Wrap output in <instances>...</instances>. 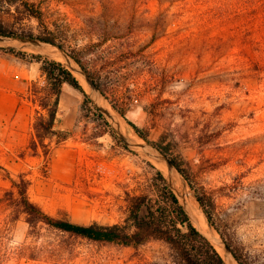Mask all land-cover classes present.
<instances>
[{"label": "rangeland", "instance_id": "obj_1", "mask_svg": "<svg viewBox=\"0 0 264 264\" xmlns=\"http://www.w3.org/2000/svg\"><path fill=\"white\" fill-rule=\"evenodd\" d=\"M39 1L53 27L56 23L62 30L70 29L72 42L75 37L80 43L89 40L76 28L86 26L88 17L100 15L106 6L129 25L137 45L150 44L147 62L133 68H149L147 74L159 78L156 89L111 98L126 108L129 120L149 130L151 140L163 137L172 143L173 153L189 163L196 181L214 198L215 218L263 263L264 0ZM0 46L42 53L72 68L112 126L105 129L93 113L81 110L82 96L65 85L57 127L68 137L52 142L49 155L33 154L29 142L36 106L27 98V88L32 80L42 79L41 63L18 52L0 51V264L162 261L169 252L162 242L135 249L69 237L43 225L33 233L24 214L13 217L5 192L11 188L9 178L19 179L20 174L30 180V198L49 213L81 223H114L125 217V189L144 180L146 161L162 172L161 162L174 166L137 134L57 46L3 36ZM46 46L58 55L43 51ZM182 180L195 199L183 176ZM180 186L175 190L184 192Z\"/></svg>", "mask_w": 264, "mask_h": 264}, {"label": "trees", "instance_id": "obj_2", "mask_svg": "<svg viewBox=\"0 0 264 264\" xmlns=\"http://www.w3.org/2000/svg\"><path fill=\"white\" fill-rule=\"evenodd\" d=\"M53 25L54 27L48 22L39 0H0V36L38 40L57 46L69 55L99 92L110 100L113 108L135 128L137 134L161 152L184 177L235 260L239 264H264L246 249L227 224L215 218L214 198L196 181L189 163L173 153L172 143L166 142L163 137L160 141L151 140L149 130L129 120L126 108L111 98L110 95L131 97L134 93L145 94L156 89L155 82L159 78L154 73L147 74L149 68H133L135 64L147 62L146 48L150 44L137 45L129 25H125L106 6L100 15L89 16L86 26L76 28L77 34L88 37L89 40L85 43H80L78 37L72 42L70 29L62 30L58 24ZM92 36L96 38L93 40ZM0 51L18 52L25 59L30 57V61L41 63L42 79L32 80L27 88V98L36 106L34 133L29 142L33 154L49 155L52 142L59 143L68 137L67 132L57 127L65 85L73 87L82 96L81 110L93 113L97 123L102 121L101 125L105 129H112L102 109L62 61L42 53L1 46ZM146 164L144 180H137L136 187L125 189L126 215L119 222L81 223L66 215H53L30 198V180L22 174L19 179L9 178L11 188L6 190L5 200L11 207L14 218H18L20 214L25 215L33 233L38 231L39 225H43L69 237L135 249L158 241L165 243L169 252L162 261L154 264H228L209 237L194 224L177 191L162 170L150 161H146Z\"/></svg>", "mask_w": 264, "mask_h": 264}, {"label": "bare ground", "instance_id": "obj_3", "mask_svg": "<svg viewBox=\"0 0 264 264\" xmlns=\"http://www.w3.org/2000/svg\"><path fill=\"white\" fill-rule=\"evenodd\" d=\"M9 41V40H8ZM16 41H14L15 43ZM35 42V41H34ZM18 44V43H17ZM21 44V43H20ZM34 45V44H33ZM32 45V46H33ZM59 49V48H58ZM43 51L47 52V53H50L54 56L58 55V51L56 49H54V47H44L43 48ZM44 52V53H45ZM51 57V56H50ZM67 57L65 56V59ZM68 59V58H67ZM71 59V58H70ZM73 61V60H72ZM68 62H69V59H68ZM76 67V66H75ZM72 69V68H71ZM74 71H76L75 69H73ZM77 72V71H76ZM77 75H80V72H77L76 73ZM83 76V75H82ZM84 78V77H83ZM82 79V78H81ZM80 79V80H81ZM83 81V79H82ZM90 87V86H89ZM96 94V93H95ZM99 94V93H98ZM97 97V96H96ZM100 97V96H99ZM99 101V100H98ZM101 101V100H100ZM102 103V102H101ZM103 105V104H102ZM101 105V106H102ZM109 105V104H108ZM107 105H105V108H106ZM108 107V106H107ZM107 109V108H106ZM105 109V110H106ZM109 109V107H108ZM110 110V109H109ZM104 111V110H103ZM107 112V111H106ZM110 113V112H108ZM111 115V114H110ZM116 115V114H115ZM118 116V115H116ZM115 116V117H116ZM120 116V115H119ZM109 117V116H108ZM111 117V116H110ZM109 117V118H110ZM122 118V117H121ZM118 119H120V117H118ZM123 119V118H122ZM121 119V120H122ZM119 122H117L118 124ZM120 126V125H119ZM121 129V127H120ZM145 143V142H144ZM146 145V144H145ZM143 147V146H142ZM140 148V147H139ZM146 148V147H144ZM154 148V147H153ZM144 152V151H143ZM159 153V152H158ZM151 154V153H150ZM149 154V155H150ZM147 155V153H146ZM153 155H156V154H153ZM158 156V155H157ZM163 156V155H161ZM154 158V157H153ZM152 158V159H153ZM155 159V158H154ZM157 159V158H156ZM158 161V160H157ZM155 164H157L156 162H154ZM159 164V163H158ZM157 164V165H158ZM162 169H163V172L165 173L166 177L170 180V182L172 184H174V188L176 189L177 186H179L180 184H182V186H184V189L181 187V189H183L184 192H181V190L179 189L178 191V194L180 197L183 198V201L185 203V207L187 208L192 220L195 221L196 225L199 227V228H202L206 231V234L208 235V237L210 238V240L213 242V244L216 246V248L219 250V252L222 254V256L224 257V259L226 260V262L228 264H238V262L235 260L234 257L231 256L230 252H229V249L223 244L221 238L217 235V233L215 232V230L211 227L205 213L203 212L200 204L194 199L192 198L191 196V192L189 191L188 187L186 186V184L184 183V181L182 180V176H180V174L178 173V171L174 168V167H171L163 162L160 163ZM159 166V165H158ZM181 199V198H180ZM182 200V199H181ZM204 232V231H202Z\"/></svg>", "mask_w": 264, "mask_h": 264}, {"label": "water", "instance_id": "obj_4", "mask_svg": "<svg viewBox=\"0 0 264 264\" xmlns=\"http://www.w3.org/2000/svg\"><path fill=\"white\" fill-rule=\"evenodd\" d=\"M25 40H27V39H25ZM32 41H38V40H32ZM41 42V41H40ZM228 248V247H227Z\"/></svg>", "mask_w": 264, "mask_h": 264}, {"label": "crops", "instance_id": "obj_5", "mask_svg": "<svg viewBox=\"0 0 264 264\" xmlns=\"http://www.w3.org/2000/svg\"><path fill=\"white\" fill-rule=\"evenodd\" d=\"M61 97H62V95H61ZM60 103H61V100H60Z\"/></svg>", "mask_w": 264, "mask_h": 264}]
</instances>
